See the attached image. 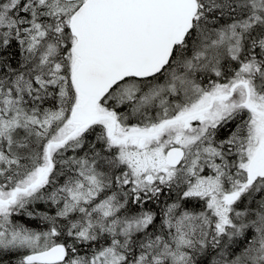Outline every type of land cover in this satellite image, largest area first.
Returning a JSON list of instances; mask_svg holds the SVG:
<instances>
[{"label": "snow or ice", "instance_id": "obj_1", "mask_svg": "<svg viewBox=\"0 0 264 264\" xmlns=\"http://www.w3.org/2000/svg\"><path fill=\"white\" fill-rule=\"evenodd\" d=\"M0 264H264V0H0Z\"/></svg>", "mask_w": 264, "mask_h": 264}]
</instances>
